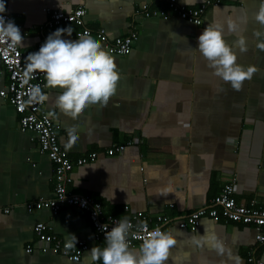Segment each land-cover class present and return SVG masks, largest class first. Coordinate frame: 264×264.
<instances>
[{"label":"crops","instance_id":"crops-1","mask_svg":"<svg viewBox=\"0 0 264 264\" xmlns=\"http://www.w3.org/2000/svg\"><path fill=\"white\" fill-rule=\"evenodd\" d=\"M178 1L188 7L203 2ZM262 2L220 0L196 27L173 16L142 17L141 4L165 8L160 0H11L9 21L23 34L19 48L26 66L28 54L38 52L48 8L83 7L84 22L93 32L137 36L128 54L112 55L120 79L106 106L91 104L72 118L57 106L63 89L45 82L42 110L58 125L61 147L71 159L99 153L96 162L72 170L68 192L88 196L119 217L128 215L125 206L151 218L184 217L209 205L224 184L232 183L238 203L264 208V49L258 47L264 26L254 19ZM208 25L222 30L239 65L255 69L238 91L215 75L198 49ZM69 27L72 36L62 38L77 40L76 26L58 29ZM240 39L246 51L240 50ZM7 84L0 65V92ZM126 143L132 145L123 153L104 154ZM53 185V166L39 152L36 134L19 130L9 96H0V264H103L92 257L93 247L104 246L93 242L85 212L26 211L27 203L50 199ZM36 223L48 225L63 241L83 240L90 249L75 263L51 253L27 254V245L38 247ZM164 232L176 240L166 264H246L250 249L264 264V244L256 242L250 227L203 218L195 232L175 225ZM140 247L130 250L139 253Z\"/></svg>","mask_w":264,"mask_h":264},{"label":"built area","instance_id":"built-area-1","mask_svg":"<svg viewBox=\"0 0 264 264\" xmlns=\"http://www.w3.org/2000/svg\"><path fill=\"white\" fill-rule=\"evenodd\" d=\"M11 0H4L6 11L3 15L6 22L9 21L7 12L8 3ZM165 4V8L150 9L148 4H141V11L144 18L168 19L170 16L177 17L193 26L200 27L203 24L205 14L208 9L217 6L220 0H203L199 6L188 7L178 0H160ZM47 19L40 27L41 40L38 43V51L46 42L47 37L56 29L63 25H73L79 28L75 37L78 40L80 35L90 34L97 39L102 47L111 55L124 56L128 54L136 39V34L131 33L124 37L109 38L103 29L92 31L84 22L86 10L77 7L69 11L60 9H46ZM21 32V31H20ZM21 35L23 36L22 32ZM0 65L5 69L8 76L6 90L0 92V96H9L10 104L18 115V126L21 132H33L36 134L38 150L47 156L53 166V192L48 200H38L25 205L28 213L40 210H48L53 215L58 214L63 208H75L85 212L92 229V240L95 244L106 246V231H110L121 220H127L131 224L128 234L129 247L134 248L142 245L148 238L151 231L175 225L179 230L195 232L200 226L203 218H209L215 222L223 220L233 224L250 227L255 230V240L264 244V208L257 207L255 202L250 204L238 203L234 198L235 186L226 183L220 192L213 198L211 203L205 207L197 209L184 217H168L159 215L151 218L146 214L133 211L125 206L123 211L128 213L126 217H119L108 213L100 202L92 200L88 196L76 195L68 192V185L71 183L70 173L75 167L92 164L96 162L99 153L91 152L76 159H71L67 151L58 142V125L45 112H43L44 100L34 99V93L39 90L43 94L46 76L44 73L36 71L27 72V66L23 62L22 52L19 43H14L6 36H0ZM132 145L113 146L107 149L104 154L108 157L121 154ZM172 207V206H171ZM8 209L4 213H8ZM147 225V230L140 227ZM106 227L104 228V226ZM33 232L37 238L38 247L27 245L25 252L31 254L39 251L41 254L51 253L63 257L70 262H79L84 253L90 247L83 240L63 241L53 234L51 228L44 223H36ZM246 264H263L258 259L253 250L250 249L246 256Z\"/></svg>","mask_w":264,"mask_h":264},{"label":"clouds","instance_id":"clouds-1","mask_svg":"<svg viewBox=\"0 0 264 264\" xmlns=\"http://www.w3.org/2000/svg\"><path fill=\"white\" fill-rule=\"evenodd\" d=\"M5 11V2L0 0V14ZM254 19L264 26V2ZM229 27L235 30L231 21ZM65 33L71 37V28L57 29L47 37L38 52L28 54L27 72H42L49 87L63 89L57 98V106L65 115L76 118L91 104L106 106L116 91L120 75L113 56L97 39L85 33L78 40H66L62 38ZM260 35V32L256 33L257 37ZM0 36H6L14 43L23 40L18 26L12 21L6 22L3 15H0ZM238 44L241 51H246L243 39ZM258 47L264 49V41ZM198 49L215 75L231 84L234 90H240L244 81L251 79L255 71L251 66L245 68L237 63L232 47L225 42L218 26L208 25L204 29L198 38ZM33 98L41 101L46 99L39 90ZM74 133L75 129H72L70 134ZM140 227L147 230L146 224ZM130 228L131 224L127 220H121L110 231H106V246L103 249L93 247V259L102 260L103 264H166L169 251L176 243L172 234L159 228L151 231L137 253L129 247L127 237ZM75 241L77 243L76 237Z\"/></svg>","mask_w":264,"mask_h":264},{"label":"trees","instance_id":"trees-1","mask_svg":"<svg viewBox=\"0 0 264 264\" xmlns=\"http://www.w3.org/2000/svg\"><path fill=\"white\" fill-rule=\"evenodd\" d=\"M113 214V213H112ZM113 215H115V214H113Z\"/></svg>","mask_w":264,"mask_h":264}]
</instances>
